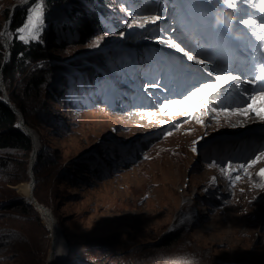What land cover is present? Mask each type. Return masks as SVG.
<instances>
[{
  "label": "rangeland",
  "instance_id": "rangeland-1",
  "mask_svg": "<svg viewBox=\"0 0 264 264\" xmlns=\"http://www.w3.org/2000/svg\"><path fill=\"white\" fill-rule=\"evenodd\" d=\"M15 3L0 0L2 29L4 11ZM110 5V14L99 17L103 30H96L82 43H77L79 31L69 22H63L64 27L58 24L53 31L54 44L68 43L67 48L56 51L63 60L79 56L74 62L86 61L84 55L99 48L106 56L102 68L107 70L92 81L81 71L70 74L65 92L50 101L52 123L41 127L46 144L65 163L80 155L87 163L75 171L74 182L61 186L64 200L56 220L65 238V257L66 239L80 241L119 231L140 242H153L176 222L187 220L195 241L209 248L210 256L219 258L221 264H264V189L258 186L264 180L257 175L264 168V117L225 115L224 111L243 106L251 92L237 81L239 88L230 83L209 97L208 104L197 97L191 109L165 108V97L183 98L210 78L201 73V65L187 61L182 53L146 39L168 37L164 29L171 27L176 29L172 35L177 42L192 50L193 30L208 37L218 31L223 40L238 43L255 34L264 37V30L242 23L245 19L263 23L259 17H264V6L260 0H217L213 4L179 0L174 15L167 0H111ZM30 9L29 15H41L39 7L36 13ZM160 12L165 19L158 25L138 27L145 23L141 15ZM216 20L224 24L216 25ZM41 25L42 21L36 34ZM22 37L32 39L28 32ZM112 45L125 49L110 54ZM190 54L196 55L194 50ZM146 62L152 66L144 70ZM150 79L161 85L153 95H149L152 88L147 93L144 89ZM257 106L264 112L259 101ZM195 141H199L197 153L192 151ZM142 143L148 144L142 148ZM256 155L260 160L247 174L232 172L233 180L237 174L240 179H229V162L249 161ZM18 184L12 187L22 195L15 188ZM193 186L209 191L202 190L195 196V208L187 209L183 195ZM72 253L74 259L76 248ZM13 257L6 256L10 262Z\"/></svg>",
  "mask_w": 264,
  "mask_h": 264
},
{
  "label": "trees",
  "instance_id": "trees-1",
  "mask_svg": "<svg viewBox=\"0 0 264 264\" xmlns=\"http://www.w3.org/2000/svg\"><path fill=\"white\" fill-rule=\"evenodd\" d=\"M22 0H15L21 2ZM167 0L176 15V3ZM111 0H32L28 7L18 9L6 31L8 60L2 69L5 92L11 104L21 111L24 123L37 135L40 150L33 166L34 198L49 208L59 220V210L64 193L62 185L74 182L75 171L82 170L80 155L77 160L65 163L59 152L46 144L41 132L42 125L52 123L50 101L65 92L68 76L81 71L90 77L107 74L102 62L106 56L100 49L84 55L87 60H63L57 49L67 48V42L54 44V29L58 24L69 22L79 31L77 43H82L96 30H103L99 17L110 14ZM39 5L42 25L36 39H21L19 30L27 25L28 9ZM91 7V9H90ZM10 8L5 9L6 18ZM3 26V25H2ZM65 26V23L62 24ZM0 27V68L4 62L5 44ZM111 45V44H110ZM109 53L117 52L121 46ZM129 55V53H126ZM149 140L148 143H150ZM147 143V144H148ZM146 143H142L144 148ZM32 151L31 138L18 125V116L5 104L0 85V262L2 264H48L45 257L50 246L49 230L42 222L40 213L32 208L12 186L29 182V162ZM96 153V151H94ZM93 155H96V154ZM93 156H91V160ZM83 165V166H82ZM89 165V163H88ZM86 172L84 171V175ZM86 178V175L83 176ZM11 185V186H10ZM192 208H195L192 207ZM192 224L183 220L172 229L160 234L153 242H140L122 232L106 236L89 237L80 241L66 239L67 260L75 258L96 264H221L211 257V251L192 237ZM14 255L8 261L7 255Z\"/></svg>",
  "mask_w": 264,
  "mask_h": 264
},
{
  "label": "snow or ice",
  "instance_id": "snow-or-ice-1",
  "mask_svg": "<svg viewBox=\"0 0 264 264\" xmlns=\"http://www.w3.org/2000/svg\"><path fill=\"white\" fill-rule=\"evenodd\" d=\"M217 0H207V3L213 4L216 3ZM221 3L226 2V0H220ZM261 5L264 6V0H261ZM229 6H234V4H230ZM40 7L37 5L36 8H31V13H36L37 8ZM42 15L37 14L35 17L33 15H29L27 25L24 28H21L19 31L24 33L28 32L29 35L36 39V29L39 28L40 22L42 21ZM140 19H142L145 23H139L138 27L144 28L146 23H150L153 25H158L159 21L161 19H165L163 16V13H151V14H143L141 15ZM231 19V18H229ZM35 20V22H34ZM216 25L224 24V22L220 20H216L214 22ZM243 25L245 27H258L261 30H264V23H258L257 20L254 19H245L242 21ZM129 26H131V22H129ZM32 29L31 32L29 30ZM165 32L169 33L168 37H164L162 35H158L156 37H146V39H151L154 43H165L166 46L174 49L176 52L182 53L183 56L187 58V61H193L195 64L201 65V73L209 77V80H203L199 85L195 87L194 90H190L188 93H186L183 98L180 99H168L165 97V99L168 101L164 107L167 108L169 105H179L181 107H189L191 109V106L193 105L195 98L199 97L201 100L204 101L205 104L209 103V97H212L215 95V93L225 88L230 83L234 84L236 88L240 87V83H234L237 81H240L244 84H249L252 86L253 89H256V91L252 92L251 94L247 95V103H245L243 106L235 107L231 111L224 110L225 115H237V116H247L250 113L254 114L256 116L264 117V112L259 111L257 106V101L260 102V107H264V83H260V86L257 87L258 82H264V67H261L259 70V73L256 75H250L249 78L245 79L243 73L239 74H233V71L227 68H221V71L218 73L213 68H206L205 65L207 63H211L210 58L204 57V58H198L201 53H197L196 55L190 54L191 49H187L185 47L181 46L182 42H177V37L172 35L176 31L175 28H168L164 29ZM123 35V34H121ZM21 39H24V37H21ZM261 40H264V37H260ZM91 46V45H90ZM219 67V65H217ZM255 72L254 65L250 67V73ZM161 87L160 83L156 79H150L145 82L144 89L147 93L148 88H152L154 91L153 93H149V95H153L155 93V90L159 89ZM166 87V86H164ZM208 93V95H203L204 93ZM164 109L161 108V111ZM193 113H194V109ZM180 113H176V115H179ZM199 122V121H198ZM179 127V125H177ZM169 135L171 133H168ZM199 143V141H195L193 143L192 151L194 153H197V147L196 145ZM261 155H264V153H261ZM260 160V155L254 156L251 160L245 161V162H229L227 165V171L229 175V179L233 180V177L231 175L232 172L239 173L240 171H243L244 174H247L248 169L252 168L256 163H258ZM258 177L261 180H264V168L260 169V171L257 173ZM240 179V175L237 174L234 177V181H238ZM255 186V185H254ZM261 189H264V183H261L258 185Z\"/></svg>",
  "mask_w": 264,
  "mask_h": 264
},
{
  "label": "water",
  "instance_id": "water-1",
  "mask_svg": "<svg viewBox=\"0 0 264 264\" xmlns=\"http://www.w3.org/2000/svg\"><path fill=\"white\" fill-rule=\"evenodd\" d=\"M32 2V0H22L21 2H17L15 3L11 9H10V12L3 24V32H2V37H3V42L5 44V47H6V54H5V59H4V62L0 68V85H1V90H2V94H3V100L5 102L6 105H8L15 113L16 115L18 116V125L20 127V129L25 133L27 134L30 138H31V142H32V151L30 153V162H29V176H30V180H29V186H30V191H29V194L27 195V197H25L24 195H21V197L24 198L25 201H28L31 205L32 208H35L39 211V213L41 214L40 210H44L45 213L48 215L50 221H51V224L53 226L54 225V217L53 215L51 214L50 210L45 207L44 205L40 204L33 196V189H34V185H35V177H34V174H33V166L35 165L36 161H37V154L41 148L40 144H39V150L37 152H34V134H33V130H31L25 123H24V119H23V115L21 113V111H19L13 104L10 103L8 97H7V94L5 92V88H4V85H3V80H2V69H3V66H4V63L8 60V57H9V50H8V46H7V36H6V31L8 30L12 20H13V17L16 13V11L18 9H23L25 7H28L30 5V3ZM13 188V187H12ZM41 216V215H40ZM42 218V216H41ZM48 228V227H47ZM54 245V242L51 241V244H50V247H52ZM51 255H48V260L51 259L50 257ZM76 263H80V264H96V263H89V262H85L81 259H78V258H74V259H70L68 260L67 262H64L63 264H76ZM223 264H226V263H223ZM233 264H238V263H233Z\"/></svg>",
  "mask_w": 264,
  "mask_h": 264
},
{
  "label": "bare ground",
  "instance_id": "bare-ground-1",
  "mask_svg": "<svg viewBox=\"0 0 264 264\" xmlns=\"http://www.w3.org/2000/svg\"><path fill=\"white\" fill-rule=\"evenodd\" d=\"M33 134H34V138H35L33 148H34V152H37L39 150V144L40 143H39L37 135L34 132H33ZM15 188H17V190L22 195H24L25 197H27V195L29 194V191H30V186H29L28 182H21ZM40 212H41L40 215L42 216V220L44 221V223L46 224V227H48V230H49L50 244H51V241L54 242V245L49 248L48 255H51L50 256L51 259L48 260V264H63L64 262H67L68 260L65 257L66 245L64 242L65 238H63V234L60 230L61 228H59L58 222L54 216L53 217L55 219V221H54L55 226H53L51 224V221H50L48 215L45 213L44 210L41 209ZM51 214H52V212H51ZM76 264H80V263H76ZM240 264H251V262L242 261Z\"/></svg>",
  "mask_w": 264,
  "mask_h": 264
}]
</instances>
